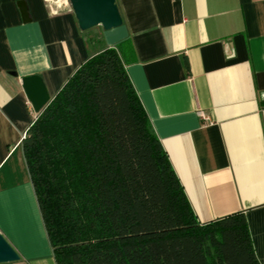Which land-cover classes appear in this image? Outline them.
I'll return each instance as SVG.
<instances>
[{
    "label": "crops",
    "instance_id": "obj_1",
    "mask_svg": "<svg viewBox=\"0 0 264 264\" xmlns=\"http://www.w3.org/2000/svg\"><path fill=\"white\" fill-rule=\"evenodd\" d=\"M115 3L120 27L81 31L68 0H0V234L18 264H55L21 150L38 115L21 79L40 76L51 100L115 48L198 222L243 213L264 264V0Z\"/></svg>",
    "mask_w": 264,
    "mask_h": 264
},
{
    "label": "trees",
    "instance_id": "obj_2",
    "mask_svg": "<svg viewBox=\"0 0 264 264\" xmlns=\"http://www.w3.org/2000/svg\"><path fill=\"white\" fill-rule=\"evenodd\" d=\"M115 48L81 64L21 150L55 264H258L243 213L198 222Z\"/></svg>",
    "mask_w": 264,
    "mask_h": 264
},
{
    "label": "water",
    "instance_id": "obj_3",
    "mask_svg": "<svg viewBox=\"0 0 264 264\" xmlns=\"http://www.w3.org/2000/svg\"><path fill=\"white\" fill-rule=\"evenodd\" d=\"M68 3L81 31H87L96 26L109 31L123 24L115 0H68ZM22 9L25 22L26 15ZM21 84L24 96L30 102L32 109L35 113H40L50 102L42 78L38 75L23 77ZM19 259V255L0 234V264L18 262Z\"/></svg>",
    "mask_w": 264,
    "mask_h": 264
},
{
    "label": "built area",
    "instance_id": "obj_4",
    "mask_svg": "<svg viewBox=\"0 0 264 264\" xmlns=\"http://www.w3.org/2000/svg\"><path fill=\"white\" fill-rule=\"evenodd\" d=\"M197 114H198V116H199L200 118L205 119V116H204V114H203L201 111H198ZM24 136H25V135H24ZM24 136H22V139L24 138Z\"/></svg>",
    "mask_w": 264,
    "mask_h": 264
},
{
    "label": "rangeland",
    "instance_id": "obj_5",
    "mask_svg": "<svg viewBox=\"0 0 264 264\" xmlns=\"http://www.w3.org/2000/svg\"><path fill=\"white\" fill-rule=\"evenodd\" d=\"M6 264H18V262L6 263Z\"/></svg>",
    "mask_w": 264,
    "mask_h": 264
}]
</instances>
